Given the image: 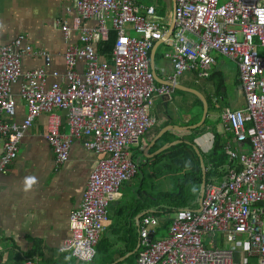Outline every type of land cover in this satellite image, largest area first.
Returning a JSON list of instances; mask_svg holds the SVG:
<instances>
[{
	"label": "built area",
	"instance_id": "built-area-1",
	"mask_svg": "<svg viewBox=\"0 0 264 264\" xmlns=\"http://www.w3.org/2000/svg\"><path fill=\"white\" fill-rule=\"evenodd\" d=\"M154 15L153 6L134 0H76L71 26L60 21L55 26L67 37L72 33L78 43L65 53L62 81L50 85L45 68L22 69L26 55L50 61L26 35L0 45V175L7 173L21 140L45 114L46 139L58 165L69 161L76 141L104 155L81 206L70 215V236L60 248L78 261L93 262L111 202L140 170L129 148L155 124L150 115L153 98L170 97L185 73L208 76L216 64L212 53L217 52L235 62L245 100L244 109L225 110L222 121L247 149L228 152L232 164L221 184L206 187L201 211L178 210L165 238L154 239L155 218L143 220L136 264H264V0H175L173 30L166 40L172 48L165 55L173 69L169 87L156 86L150 70V51L167 32ZM89 20L96 25H86ZM112 31L117 33L112 58L100 61L97 48ZM80 61L86 66L83 74L77 71ZM53 76L59 78L56 72ZM16 85L26 104L21 122L12 95ZM60 112L66 114L68 134L62 133ZM220 241L228 246L220 247Z\"/></svg>",
	"mask_w": 264,
	"mask_h": 264
},
{
	"label": "crops",
	"instance_id": "crops-1",
	"mask_svg": "<svg viewBox=\"0 0 264 264\" xmlns=\"http://www.w3.org/2000/svg\"><path fill=\"white\" fill-rule=\"evenodd\" d=\"M75 1L0 0V45L10 44L19 35H26L28 43L35 50L46 52L50 61L26 55L22 60V69L27 72L45 68L49 74L48 85L62 81L67 71L65 53L78 43V38L72 33L67 37L60 27L55 26L56 21L66 22L71 26ZM134 1L140 6H153L155 21L167 30L165 36L169 35L174 25L175 0ZM86 25L93 27L96 21H86ZM99 46V60L108 61L107 56L99 53ZM171 53L172 48L165 40L155 42L150 51V70L155 74L156 86H165L164 83H168L173 74L172 62L165 56ZM222 70L223 65L216 60L206 77L199 76L198 72H189L199 88L183 81L181 76L177 78L176 86L199 92L207 103L206 122L196 130L190 128L200 123L204 112L203 103L197 96L173 88L168 100L165 97L153 98L150 115L155 124L138 145L129 148L131 158L138 162L140 170L121 188L119 199L111 202L106 229L96 246V256L91 263L78 261L71 253L60 252V248L70 236V215L81 206L89 178L104 155L97 154L87 149L83 142L76 141L71 148L69 161L58 165L46 139L49 115L41 116L21 140L17 159L10 164L6 174L0 175V264H25L28 261L34 264H136L144 219L153 217L158 226L164 222L169 227L178 210L199 211L201 188L189 197L196 195L195 201H185L177 206L172 197H168V194H175L177 177H169L167 185L154 193V188L148 190L146 187L145 173H161L162 164L168 166L169 170H176L174 166L177 160H171L167 150L187 143L201 152L205 167L207 157V163L215 164L221 173L222 178L215 174L207 179L206 168V187L221 184L231 168L228 165V152L247 149L232 138L222 121L225 110L237 111L222 106L221 96L215 95L216 86L212 82L215 77H219L216 88L220 91L224 84ZM77 71L80 74L86 71L84 61L77 63ZM55 72L59 78L53 76ZM236 72L238 95L243 98L237 67ZM12 95L17 106L16 120L21 122L26 116V104L20 96V85L13 87ZM195 100L199 103L196 104ZM244 108L245 105L242 109ZM58 114L63 121L62 133L68 134L66 114ZM217 138L222 147L221 153L227 156L228 161L212 154ZM219 150L220 148L217 149ZM164 152H167L166 156L163 155ZM141 176L139 185L135 179ZM30 178L34 179L31 186L27 184ZM155 228L157 231L158 227ZM220 243L218 242L219 245ZM249 262L253 263L254 258H250Z\"/></svg>",
	"mask_w": 264,
	"mask_h": 264
},
{
	"label": "trees",
	"instance_id": "trees-1",
	"mask_svg": "<svg viewBox=\"0 0 264 264\" xmlns=\"http://www.w3.org/2000/svg\"><path fill=\"white\" fill-rule=\"evenodd\" d=\"M116 39L117 33L112 31L109 40L99 46V53L103 56H107L108 61H110L112 58ZM215 146V150H213L212 154L219 155L221 159L225 158V160H227V156L221 153L222 147L220 146L219 138L216 139ZM218 148H220L219 151H217ZM167 152L170 153V156L172 157L171 160H173V158L177 160L174 166L176 169L174 170V173L178 175L176 176L177 180L175 181L177 186L175 194H168V197L171 196L176 205H181L183 202L189 200L195 201L196 195L195 197H189L194 193L195 190L199 191L202 184L203 173L199 155L197 154L193 145L187 143L171 147L167 150ZM231 164V161H228V165L231 166ZM206 168H208L207 179L210 175L213 176L215 174L220 175L221 177V173L218 172L219 169L215 167V164L211 165L207 163V157ZM177 206L175 208H177Z\"/></svg>",
	"mask_w": 264,
	"mask_h": 264
},
{
	"label": "rangeland",
	"instance_id": "rangeland-1",
	"mask_svg": "<svg viewBox=\"0 0 264 264\" xmlns=\"http://www.w3.org/2000/svg\"><path fill=\"white\" fill-rule=\"evenodd\" d=\"M227 1L228 0H220L219 4H221V3L223 4L224 2H227ZM108 25L111 26L110 21L108 22ZM260 52L263 54L264 50L260 49ZM212 55L217 60L218 64L223 65L222 75L224 78V84H223V86L220 87V91L217 90V88H216L219 85V77L217 76L213 79L212 84L214 86H216V87H214L215 95L221 96L223 101L220 102V104H222V106L227 107L230 110L242 109L245 105V101L240 95H238L239 93H238V83L236 81L237 72H236L235 63L232 62L231 60H229L228 58L218 54L217 52H213ZM181 79H183V81H186L188 84L190 83L191 86H193V87L195 86V88H199L198 86H196L194 84L193 76L190 73H185L183 76H181ZM178 81H179V79H178ZM206 97H208L207 94H206ZM208 100H209V97H208ZM195 101H196V104L199 103L197 100H195ZM203 107H204V105H203ZM202 115H203V113H202ZM166 154H167V152L163 153L164 156H166ZM160 166L162 169L161 173H156V172L155 173L152 172L150 174L145 173L146 187L148 190H153L152 188H154V190H153L154 193H157V191H159V189L162 186L164 187L167 185L169 177L175 178L176 176H178L177 174L174 173L173 168H170V170H169L168 166H164V164H162ZM141 179H142V176L139 177L137 180L135 179V181L138 182V184L140 185L139 181H141ZM171 217H172V215H171ZM157 227L158 228H157L156 234L154 236V239L165 238L167 236V233H168V225H166L164 222H161V223H159V226H157ZM217 239L220 240V236H217ZM221 244H223L224 246H221ZM219 246L220 247H227L228 245L221 242Z\"/></svg>",
	"mask_w": 264,
	"mask_h": 264
},
{
	"label": "water",
	"instance_id": "water-1",
	"mask_svg": "<svg viewBox=\"0 0 264 264\" xmlns=\"http://www.w3.org/2000/svg\"><path fill=\"white\" fill-rule=\"evenodd\" d=\"M173 30V29H172ZM172 32V31H171ZM170 32V33H171ZM170 33L169 35L165 36L163 40H169V36H170ZM163 40H160V41H163ZM160 41H157V42H160ZM151 59V58H150ZM153 74V77H154V81L156 79L155 77V74L154 72H152ZM165 86L169 87L171 86L170 84L168 83H164ZM176 90H183V91H186V92H189L195 96H197L199 99H201L203 105H204V112H203V116H202V120L200 121L199 124L195 125V126H192L190 129H193V130H196L200 127H202L204 125V123L206 122V119H207V116H208V106H207V103L205 101V98L197 91L193 90V89H187V88H184V87H179V86H176L175 87ZM166 100H168V97H165ZM196 151L198 153V155L200 156V159H201V165H202V171H203V181H202V186H201V202H200V210L201 211V206H202V201H203V198H204V194H205V189H206V167H205V164H204V159H203V156L201 154V152L196 148ZM198 211V212H199ZM138 250H139V247H138Z\"/></svg>",
	"mask_w": 264,
	"mask_h": 264
},
{
	"label": "clouds",
	"instance_id": "clouds-1",
	"mask_svg": "<svg viewBox=\"0 0 264 264\" xmlns=\"http://www.w3.org/2000/svg\"><path fill=\"white\" fill-rule=\"evenodd\" d=\"M32 183H34V179H31V178H30V179L27 181V184H28L29 186H31Z\"/></svg>",
	"mask_w": 264,
	"mask_h": 264
}]
</instances>
